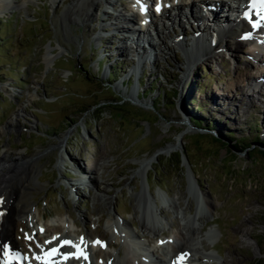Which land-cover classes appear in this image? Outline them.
I'll return each instance as SVG.
<instances>
[{"label":"rangeland","instance_id":"374dc122","mask_svg":"<svg viewBox=\"0 0 264 264\" xmlns=\"http://www.w3.org/2000/svg\"><path fill=\"white\" fill-rule=\"evenodd\" d=\"M8 2L0 10V154L7 147L14 167L33 174L14 202L31 213L35 227L33 233L25 216L13 217L11 237L18 253L35 260L32 250L41 252L40 245L67 231L122 256L120 238L106 227L109 212L125 220L162 264L164 253L175 248H165L170 235L182 228L186 240L201 236L199 247L213 250L219 264H264V89L259 97L246 88L264 78V63L251 57L250 46L244 42L231 54L221 47L188 68L187 46L158 53L162 45L151 37L156 61L149 58L130 73L135 62L120 42L125 33L106 25L117 12L127 17L136 10L132 24L137 26L133 0L100 2L95 12L96 7L80 2L78 21L69 15L74 0ZM87 9L94 18L82 23L80 13ZM190 28L194 33L193 24ZM191 30L182 19L179 28L168 27L164 42L169 45L179 33L187 38ZM226 41L234 47V39ZM47 52L57 54L50 64ZM184 69H191L187 78ZM110 71L112 81L106 77ZM188 98L199 113L188 108ZM187 116L202 119L201 127L211 120L216 125L207 133ZM186 124L193 130L186 132ZM170 144L179 147V165L172 164L178 148L153 156ZM148 158L144 179L139 161ZM188 169L208 206L189 196ZM80 177H89L88 185ZM92 179L112 196L110 211L96 200ZM147 200L159 213L150 232L141 225ZM55 229L59 232L49 234ZM64 249L56 257L65 255ZM92 251V261L106 259L100 250ZM44 255L51 261L50 251ZM130 255L126 264L140 262Z\"/></svg>","mask_w":264,"mask_h":264},{"label":"bare ground","instance_id":"6f19581e","mask_svg":"<svg viewBox=\"0 0 264 264\" xmlns=\"http://www.w3.org/2000/svg\"><path fill=\"white\" fill-rule=\"evenodd\" d=\"M8 1L9 0H0V10H4L5 8H7V6H9ZM83 1H87L89 7H96V9L95 8H93L94 10L92 9V12H95L98 10L100 2L109 5L111 1L117 3L118 0H74L72 9H70L69 11L70 17L72 16L74 20L78 21L77 16L79 14L78 13L79 10H77V6L80 2ZM136 1H141V0H136ZM171 1H172L171 5L169 4L161 8L159 12L161 18L158 20L159 23H155V24L153 23L154 27L152 28V31L155 37L158 39L157 40L159 43L158 46L162 45V49L157 50L158 53L159 52L164 53V51L169 52L170 50H173L174 47H177L178 49H182L183 46L181 47V45L183 43L184 47L187 46V49L183 48V50L186 54L185 55L187 60L186 64L189 66L188 68H190L194 60L199 56L209 58L215 51H217L221 47H224L227 50V52L231 54L236 49H238L242 43L246 42L247 45L250 46L251 48L250 51L251 57L257 59V61L259 60L261 63H264V57L260 56V55H264V27H262L260 20L257 21L255 19H252L253 17L251 16L248 19L249 21L252 19L250 22L251 24H247L245 22L246 20L242 17V15L238 14V12L236 11L237 9L231 10L232 13H229L230 7L229 8L228 6L224 7L222 4H220L219 2H222L221 0H214L208 2L206 0H171ZM235 2L242 3V7H240V9H242L243 7H247L244 0L241 1L237 0ZM261 5L262 3L260 2L259 6ZM167 9L170 10L168 11ZM92 12L89 9H87L85 12L80 13V16H82L81 22L83 23L85 20L92 17L91 16ZM135 12L136 10L132 12L130 15L128 14L127 17H125L119 11L114 17L111 18V20L113 21L109 22L106 25L107 27H111L113 30H120L122 32L127 33L121 38L120 42L123 44L124 47L123 50L125 51V48H128V51L134 57L133 60L135 63L134 66L131 67L133 68L132 71L130 68V73L135 72L136 70L135 68L138 67V64L142 65L145 63V61L149 62V58L151 59V62H155L156 55L158 54L154 49L155 44H153L151 39H149L148 34L145 32V30L143 32L142 29H138L137 33H134L133 31L132 33H130V35H132V41L131 42L127 41L126 39L128 35L127 30H129V28H131L132 26V22L136 15ZM128 13L130 12L128 11ZM227 13H229V17ZM230 14L233 16V18H235L234 21L229 20ZM148 15L155 17V14L154 12H152V10L149 11ZM182 19L185 20L186 23L189 25L190 30L192 29L190 28V26L193 24V26H195L194 29L195 32L192 33L193 31L191 30V35L188 36L189 38L188 37L186 38L183 36V34L179 33L177 34V36L172 37L173 39L172 43L166 45L164 42V37L169 32L168 27H172V25L175 24V26L179 28L180 26H182ZM124 24H126L128 28H126ZM249 26H251V28ZM210 28H212L213 30L209 31ZM246 31H250V36L244 38L242 34H244ZM181 32L183 33V31ZM205 35H209L210 39L206 40ZM182 37L188 40L186 41ZM227 38L234 39V43H233L234 47L229 45V43L226 41ZM123 50H121L120 52L123 53L124 52ZM48 54L45 55V61L47 64L48 63L50 64L52 62V59L55 56H57V54H53V53H48ZM139 59L142 60L143 62L138 63ZM190 70L191 69L187 71V69H184L183 71L184 78L188 77V75L190 74ZM262 85L264 89V80L262 84L252 83L251 85L247 83L246 88L248 89L251 87L252 93H254L255 96L257 95L261 97L260 95L262 94V90H261ZM219 94L222 95V93ZM223 96L227 97V94ZM219 100L222 101V99ZM190 126H191L190 124L189 125L186 124V132L193 130V127ZM176 140L179 146L180 137L179 138L177 137ZM173 147L174 144H170L158 153L159 154L163 152L169 153ZM6 149L8 148L7 147L4 148L5 151L3 150L0 154V264H17L16 260L17 258H19V253L15 247L16 243L12 240L11 237L13 217L25 216L26 222L29 223L28 228L33 233L35 232V227L31 224V219H32L31 213L27 212V210L24 211H22L21 209L19 210L14 202L15 200H17V196L21 192L24 183L26 184L27 183L26 181L32 179L33 174L31 172L30 173L26 172L28 171L27 167H14L15 160L13 158L10 159L12 155L8 153ZM20 159L21 158L19 157L18 160ZM150 159L148 158L139 161L140 167L138 169V172L140 175L143 176L144 179L146 177V170L150 166ZM187 176L191 177L188 184L189 196H192L193 199H196L198 197V199H196V202L197 200H199V198H201L205 203V205L208 206L207 205L208 203L205 201V196L202 195V193H200L199 188L195 185L193 181L192 173L190 172L189 169ZM88 180L89 177L88 179L87 178L85 179L84 177H80L81 183H87ZM90 183L93 184L94 187L96 188V192H97L96 200L98 198L99 201H102V204L110 211V208L113 204L112 196L106 193L107 191L105 192L103 189L99 188L93 179L90 181ZM142 205L145 210L144 215L146 219L143 220L141 225L143 229L145 230L149 229L150 232V230L155 229L153 225H155V223L159 221L157 217V214L159 213L157 214L154 213L153 207L149 200H147L144 204L142 203ZM197 208H198V203H197ZM197 215L198 213H196L194 216L191 217L193 222H195ZM106 227L108 228V230L112 231V234L114 236L120 238L123 246L122 256L119 255V252L117 250L114 252L115 254L112 255L109 253L110 251L107 253L102 252V250L100 249L102 246H99L97 244L95 246L90 245L88 241L89 240L88 236L86 237L79 235L72 236L69 232L64 231L53 237L51 240H48L45 245H40L39 248L41 252L38 251L36 252L35 250H32V252L34 253L35 260L34 259L25 260L24 263L45 264V262H49V264H54V262L57 260L56 264H77V259L72 258V256L75 255L76 257H80L78 259H80L84 264H126L127 255L131 254L130 257L133 258L135 257L136 254L138 257L141 258L138 264H162L161 262H159L160 259L159 260L156 259V257L152 254V252H150L148 249H146L143 246V244L140 242V238L128 229L127 222L125 220L121 221V219H115V217H113V215L108 212L106 218ZM191 229H192L191 234L195 233V235H197L198 229L194 227H192ZM57 230L58 229H55V231H52L50 233L47 230L46 231L49 234L52 233L54 234V232H59ZM183 230L184 228H182V231ZM181 232L175 231L170 235L171 244L166 245L165 248L168 247L170 248L175 247V248L174 250L171 249L170 251L168 250L167 253H164L168 262H164L163 264H167V263L187 264L189 262L192 263L194 262L193 264H197L196 262L197 260L201 264H207L210 262L211 263L214 262L215 264L220 263L219 256L213 250H210V252L206 253L205 251H203L202 247H199L201 244L199 242L201 236H197L196 237L197 239L193 237L190 238V240H186L185 238L186 233H181ZM184 232H186V230ZM206 234L210 236L209 231ZM207 237L208 236H206V238ZM195 239L198 241H196ZM62 240L70 242V244H66L64 246L65 255L63 256L67 258H63V256L61 255L56 257L60 252L61 249L60 247L57 249L55 253L50 254L49 257H51V259L49 260L51 261H45V259H42L41 255H43L44 258V256L46 255V254L44 255V253L46 251H52L50 249H52L58 242ZM90 240L92 242V239ZM175 241H178V243H176ZM71 245H74V247ZM134 248H136V251L134 250ZM161 248L164 247L160 246V249ZM93 249L100 250L98 251L99 254H102V256H104L106 259H103L101 262L92 261L94 256V253H92ZM74 251H76V254H74ZM81 253L83 255H81ZM210 255H212V257ZM84 257H86V259ZM208 259H212V260L207 261ZM216 261L218 263H216Z\"/></svg>","mask_w":264,"mask_h":264},{"label":"trees","instance_id":"16d2710c","mask_svg":"<svg viewBox=\"0 0 264 264\" xmlns=\"http://www.w3.org/2000/svg\"><path fill=\"white\" fill-rule=\"evenodd\" d=\"M106 77L108 78V79H110L111 81H112V72L110 71V72H107V75H106ZM159 94V93H158ZM161 97V94H159V96H157V98H160ZM187 106H188V108L190 109V110H192V112L193 113H195V114H197V113H199L200 112V110L199 109H197V107H196V105H194L193 103H192V98H188V102H187ZM211 110L212 111H215L216 109L214 108V109H212V107H211ZM197 112V113H196ZM201 115V114H200ZM211 115V114H210ZM188 117V121L193 125V127H195V128H197V129H199V130H205L207 133H209V132H211L214 128V125H216V123H215V121H212L211 119V122L210 121H206V126H207V124L209 123L210 124V126H207V127H201L200 126V124H201V122L203 121L202 119H195V118H190L189 116H187ZM218 123V122H217ZM219 125H222V124H220L219 123ZM256 137H258V136H255L254 137V139L256 138ZM256 140V139H255ZM256 142V141H255ZM233 148H234V146H233ZM261 154H263L264 155V152H262ZM172 164H178L179 165V153H175V159H174V161H173V163Z\"/></svg>","mask_w":264,"mask_h":264},{"label":"snow or ice","instance_id":"6c2138e0","mask_svg":"<svg viewBox=\"0 0 264 264\" xmlns=\"http://www.w3.org/2000/svg\"><path fill=\"white\" fill-rule=\"evenodd\" d=\"M156 10L159 11L160 8L157 7ZM64 243H65V244H70V242H68V241H65ZM95 243H96L97 245H99V246H103L102 243H101L100 241H96ZM71 246L74 247V245H71ZM55 252H56V250L54 249V250H53V253H55ZM81 255H83V254L81 253ZM75 258H80V257H75ZM84 258L86 259V257H84ZM45 264H47V262H45Z\"/></svg>","mask_w":264,"mask_h":264},{"label":"water","instance_id":"95a60500","mask_svg":"<svg viewBox=\"0 0 264 264\" xmlns=\"http://www.w3.org/2000/svg\"><path fill=\"white\" fill-rule=\"evenodd\" d=\"M174 148H178V153H179V157H182L181 156V152H180V150H179V147H177L176 145L172 148V149H174ZM158 153V151H156L154 154H153V156L155 155V154H157ZM152 156V157H153ZM186 176H187V174H186ZM188 185V184H187Z\"/></svg>","mask_w":264,"mask_h":264}]
</instances>
